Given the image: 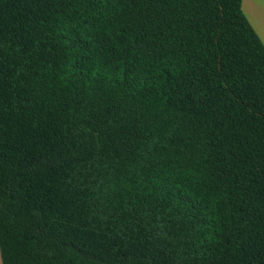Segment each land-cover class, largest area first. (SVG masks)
Here are the masks:
<instances>
[{
	"label": "trees",
	"instance_id": "1",
	"mask_svg": "<svg viewBox=\"0 0 264 264\" xmlns=\"http://www.w3.org/2000/svg\"><path fill=\"white\" fill-rule=\"evenodd\" d=\"M3 264H264V44L242 0H0Z\"/></svg>",
	"mask_w": 264,
	"mask_h": 264
},
{
	"label": "crops",
	"instance_id": "2",
	"mask_svg": "<svg viewBox=\"0 0 264 264\" xmlns=\"http://www.w3.org/2000/svg\"><path fill=\"white\" fill-rule=\"evenodd\" d=\"M242 10L264 44V0H242ZM0 264H3L1 251Z\"/></svg>",
	"mask_w": 264,
	"mask_h": 264
}]
</instances>
